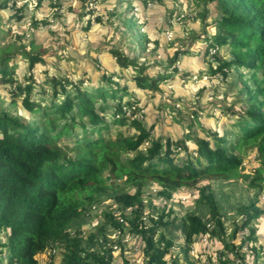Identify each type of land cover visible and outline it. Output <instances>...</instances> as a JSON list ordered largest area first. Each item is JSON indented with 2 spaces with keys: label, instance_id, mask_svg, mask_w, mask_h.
Returning <instances> with one entry per match:
<instances>
[{
  "label": "rangeland",
  "instance_id": "374dc122",
  "mask_svg": "<svg viewBox=\"0 0 264 264\" xmlns=\"http://www.w3.org/2000/svg\"><path fill=\"white\" fill-rule=\"evenodd\" d=\"M221 15V8L213 0H0V44H15L17 50L23 46L27 52L43 54L41 58L45 61L30 71L21 53L15 54L12 64L19 65L14 73L18 82L8 83L0 76V111L32 118L22 105L23 96L12 93L19 82H27L24 78L27 72L37 80L31 99L42 106L51 101L48 79L69 78L74 84L84 81L80 88L87 91L96 89L105 76L120 86L127 84L133 95L140 93L135 101L144 110L136 118L154 139L173 143L183 140L195 154L197 145L188 136L210 141L198 125L201 122L206 130L218 132L233 142L239 134L235 124L240 121L235 114L248 108L249 92L257 90L255 81L261 80L264 72L259 69L254 78L253 72L244 68L215 73L223 62L235 58L231 47L218 49L212 41L220 31L217 22ZM132 24L135 33L129 30ZM111 50L128 56L139 67L122 68ZM177 51L181 55L170 66ZM140 71L153 80L162 78L158 81L159 91L146 89L142 93L143 90L135 88L132 76H138ZM129 97L123 96V100ZM261 100L256 96L255 102ZM110 118L108 115L105 119ZM118 133L125 138L138 134L130 127L114 126L103 135L115 138ZM61 142L74 144L69 137H63ZM148 148L149 142L141 146L143 151ZM175 152L179 162L186 158L187 153L180 148ZM257 156V151L251 150L244 160L246 174L259 167ZM249 182L204 177L178 191H167L170 196L160 194L163 189L157 183L146 184L141 189L143 219L146 225L151 224L150 219L161 216L167 222L160 229L173 243L166 261L264 264V187L253 190ZM115 184L114 189L96 196L93 205L97 209L90 210L70 232L81 237L87 252L103 253L112 244V264H148L144 242L129 224L137 207L128 209L118 200L137 188L126 187L120 179ZM202 191L219 203L224 231L211 224L208 206L201 201ZM187 215L199 217L213 234L196 236L188 245L184 230ZM249 215L254 217L245 225ZM112 220L122 224L121 231L113 227ZM64 251L63 244L57 243L54 253L46 251L38 258L41 264H62Z\"/></svg>",
  "mask_w": 264,
  "mask_h": 264
},
{
  "label": "trees",
  "instance_id": "16d2710c",
  "mask_svg": "<svg viewBox=\"0 0 264 264\" xmlns=\"http://www.w3.org/2000/svg\"><path fill=\"white\" fill-rule=\"evenodd\" d=\"M213 1L218 3L222 14L217 22L220 31L214 36L213 44L218 49L231 47L235 56L223 62L215 73L244 68L252 71L254 78L259 69L264 72V0ZM129 30L135 33L134 24L129 25ZM20 49L17 50L15 44H0V76L5 82H18L14 73L19 65L12 64L16 53L26 59L30 71L39 63L45 64L43 54L27 52L23 46ZM110 53L122 68L139 67L118 50ZM179 55L180 51L175 52L170 66ZM132 77L135 88L143 90L142 93L146 89L159 91L158 81L162 78L153 80L142 71ZM24 78L27 82H19L12 93L23 96L22 105L32 118L0 111V264H41L38 257L46 251L54 253L57 243H62L65 249L62 264H112V244L103 253L87 252L81 237L70 230L93 211L97 195L116 187V179L123 180L126 187L137 188L133 194H122L118 200L128 209L137 207L129 224L144 242L148 264H179L166 261L173 243L160 231L167 225L163 216L150 219L149 225L143 219L141 189L146 184L157 183L163 189L160 194L167 196H170L167 191H178L204 177L250 180L249 188L253 190L264 187V75L255 81L257 90L249 92L248 108H244L242 114L233 112L240 117L235 124L239 127L237 139L228 142L218 132L206 130L198 122L210 141L188 136L187 139L197 145L195 154L183 140L163 142L143 128L136 118L144 110V106L135 101L139 100L140 93H129L127 84L120 86L119 82L103 76L96 89L85 91L80 88L84 81L74 84L69 78L48 79L51 101L42 106L31 99L37 83L34 75L27 72ZM126 95L130 97L125 101L123 96ZM256 96L262 100L255 102ZM108 115L111 118L106 121ZM114 126L130 127L138 134L128 138L121 133L115 138L104 137L103 133ZM63 137H69L74 144L62 143ZM146 142L150 143V148L143 151L141 146ZM177 148L187 153L180 162L175 152ZM251 150L257 151L256 159L260 164L251 174H246L244 160ZM108 175L111 181L107 180ZM201 197L208 206L211 224L224 231L219 203L204 191ZM253 217L249 215L245 225ZM111 224L121 231L119 221L112 220ZM184 230L188 245L196 236L214 232L194 215L185 216ZM94 238L92 235L91 241Z\"/></svg>",
  "mask_w": 264,
  "mask_h": 264
},
{
  "label": "built area",
  "instance_id": "2783aa9c",
  "mask_svg": "<svg viewBox=\"0 0 264 264\" xmlns=\"http://www.w3.org/2000/svg\"><path fill=\"white\" fill-rule=\"evenodd\" d=\"M127 113H128V111H127ZM129 114H130V112H129ZM97 208L95 207V206H93L92 207V210H96Z\"/></svg>",
  "mask_w": 264,
  "mask_h": 264
},
{
  "label": "water",
  "instance_id": "95a60500",
  "mask_svg": "<svg viewBox=\"0 0 264 264\" xmlns=\"http://www.w3.org/2000/svg\"><path fill=\"white\" fill-rule=\"evenodd\" d=\"M107 180H109V177H107Z\"/></svg>",
  "mask_w": 264,
  "mask_h": 264
}]
</instances>
